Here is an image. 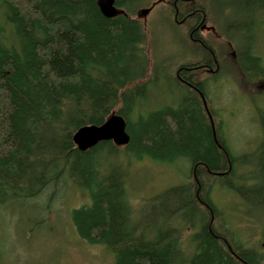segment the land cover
Returning <instances> with one entry per match:
<instances>
[{"label":"trees","instance_id":"1","mask_svg":"<svg viewBox=\"0 0 264 264\" xmlns=\"http://www.w3.org/2000/svg\"><path fill=\"white\" fill-rule=\"evenodd\" d=\"M150 1L115 0L121 14L109 19L97 0H0V207L50 191L52 201L58 187L76 190L89 199L72 214L78 237L102 246L114 264H264V235L254 244L240 239L211 198L218 187L264 206V170L256 178L243 174L247 165L231 148L208 93L229 74L264 101L263 58L255 46L264 31V0H232L238 18L231 22L224 20L226 3L218 2L221 19L215 0H155L165 1L167 23L186 49L170 74L183 95L178 107L144 118L140 102L156 70L153 34L134 17ZM202 25L221 44L201 39ZM212 56L217 72L203 67ZM181 81L200 82L201 96ZM113 113L126 122L128 145L100 142L80 152L74 134ZM143 158L185 160L189 167L186 184L154 199L161 212L150 218L134 209L127 188L131 159ZM157 218L165 233L154 240L148 220ZM176 220L192 232L189 258Z\"/></svg>","mask_w":264,"mask_h":264},{"label":"rangeland","instance_id":"2","mask_svg":"<svg viewBox=\"0 0 264 264\" xmlns=\"http://www.w3.org/2000/svg\"><path fill=\"white\" fill-rule=\"evenodd\" d=\"M165 1L155 3V0H151L145 8L148 9L153 3L156 5L153 4L149 14L144 18L134 17L153 34L150 57L156 70L150 78L146 97L140 102V113L144 118L165 107H178L183 95L170 74L173 73L172 62L183 58L186 49L181 44L180 33H176L167 23L165 14L168 6L164 5ZM218 2L228 6L223 10L228 16L224 20L231 22L233 18H238L232 11V0H215L217 9L214 13L219 18L222 19V12H218ZM143 9H138L137 13ZM200 35L210 44H221V38L212 28L204 26ZM257 37L256 52L263 58L264 65V31L263 35ZM230 68L229 64L225 66V70ZM244 88L228 74L210 84L208 93L213 108L219 112L218 118L224 123L231 148L247 165L241 168L243 174L256 178L264 170V101L261 95L255 96L248 87ZM258 91L262 92L263 88ZM130 163L127 188L131 204L135 210L140 209V215L148 214L149 218L161 212V207L154 202L157 196L188 182L189 167L185 160L156 163L143 158L139 161L131 159ZM56 190L52 201L49 199L50 191L32 201L17 200L0 207V264H114L113 256L102 246L90 245L77 235L72 214L84 204H89L86 195L76 190L64 191L59 187ZM211 198L224 212L231 231L238 232L240 239L254 244L264 235V206L254 207L243 203L234 194L218 187ZM153 221L149 219L148 224L155 229V240L165 230L160 226L162 218ZM173 225L179 229L182 252L189 258L193 255L189 238L192 232L180 220Z\"/></svg>","mask_w":264,"mask_h":264},{"label":"water","instance_id":"3","mask_svg":"<svg viewBox=\"0 0 264 264\" xmlns=\"http://www.w3.org/2000/svg\"><path fill=\"white\" fill-rule=\"evenodd\" d=\"M97 6L100 13L105 18H114L121 14L115 7V0H97ZM151 8L143 9L138 17H145L149 14ZM73 142L80 152H86L100 142H112L117 147H124L129 143V136L126 131V122L118 114L111 116L103 125L88 126L80 128L73 136Z\"/></svg>","mask_w":264,"mask_h":264},{"label":"flooded vegetation","instance_id":"4","mask_svg":"<svg viewBox=\"0 0 264 264\" xmlns=\"http://www.w3.org/2000/svg\"><path fill=\"white\" fill-rule=\"evenodd\" d=\"M156 5V4H155ZM203 29H204V26L202 25L200 28H199V30H198V36L199 37H201V35H200V33H201V31H203ZM202 39V38H201ZM231 56H232V54H231ZM203 67H205L206 68V70L207 71H209V72H217L218 70H219V66H218V64H216V62H215V59H214V57L212 56V63L210 64V65H208V64H206V65H203ZM182 82V84L185 86V87H187L189 90H192L193 92H195L198 96H201L200 95V90H201V84H200V82H193L191 85H189V84H184L183 83V81H181ZM210 86V85H209ZM209 86H208V88H209Z\"/></svg>","mask_w":264,"mask_h":264}]
</instances>
